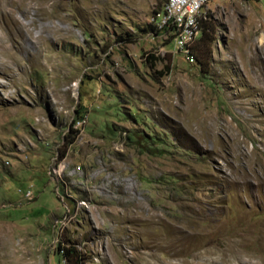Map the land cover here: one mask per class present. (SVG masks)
<instances>
[{
	"label": "rangeland",
	"instance_id": "1",
	"mask_svg": "<svg viewBox=\"0 0 264 264\" xmlns=\"http://www.w3.org/2000/svg\"><path fill=\"white\" fill-rule=\"evenodd\" d=\"M12 1L0 224L27 258L264 264V0L205 4L203 68L188 53L200 32L175 46L151 24L165 0Z\"/></svg>",
	"mask_w": 264,
	"mask_h": 264
},
{
	"label": "bare ground",
	"instance_id": "2",
	"mask_svg": "<svg viewBox=\"0 0 264 264\" xmlns=\"http://www.w3.org/2000/svg\"><path fill=\"white\" fill-rule=\"evenodd\" d=\"M8 1L14 3V1L12 0H8ZM29 1L30 0H28V2ZM208 1L209 0H197L196 3H194V5L192 6V8L187 10V15H184L183 18H180L179 22H176L173 28H170L172 30L171 32L174 33V39L177 43L183 42V45L187 46L193 40V38L199 34L200 32L199 18L201 16L200 14L202 13L201 11ZM13 3H12V8H7L6 11H4V14L6 16L11 15L15 10V6H13ZM24 3H25L24 0H18V4L16 8L18 9L19 5L21 7V5H23ZM28 4L26 3L24 6L26 7V9H28L27 6ZM177 14H178V7L176 1L165 0L161 7L155 8V10L152 12L150 16V22L156 30L161 31L162 27H170V24L173 23ZM10 17L9 19H11ZM188 28H192V35L190 36H187ZM24 242H25V238L23 237L19 238L18 241L14 242L10 225L1 223L0 224V263L1 264H36L31 259L27 258V251H26L27 246L25 245ZM188 264H200V263L199 260H197L196 262H190Z\"/></svg>",
	"mask_w": 264,
	"mask_h": 264
},
{
	"label": "trees",
	"instance_id": "3",
	"mask_svg": "<svg viewBox=\"0 0 264 264\" xmlns=\"http://www.w3.org/2000/svg\"><path fill=\"white\" fill-rule=\"evenodd\" d=\"M200 23V34L194 40L193 45L189 49L188 53L192 55L193 60L199 65V67H208L210 60L212 59V51L213 45L217 39L216 37V25L213 23L211 18H209L204 13L199 18ZM71 131H74L71 129ZM66 136V135H65ZM74 138H70L67 140L68 143H72ZM76 255V262L75 264H79L80 258L78 256L77 260ZM63 257L66 261L69 259L67 258L66 254H63Z\"/></svg>",
	"mask_w": 264,
	"mask_h": 264
},
{
	"label": "built area",
	"instance_id": "4",
	"mask_svg": "<svg viewBox=\"0 0 264 264\" xmlns=\"http://www.w3.org/2000/svg\"><path fill=\"white\" fill-rule=\"evenodd\" d=\"M175 1L177 3V7H178V14L176 15V18L174 19L173 23L170 24V27H162L161 31L173 28L174 24L176 22H179L180 18H183L184 15H187V10L191 9L197 0H175ZM178 34H180V33H178ZM190 35H192V28H188V35L187 36H190ZM175 46H184V45L182 42V43H175Z\"/></svg>",
	"mask_w": 264,
	"mask_h": 264
}]
</instances>
